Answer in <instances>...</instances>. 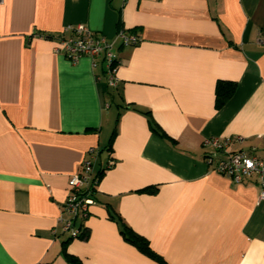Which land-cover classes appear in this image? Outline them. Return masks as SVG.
Here are the masks:
<instances>
[{
    "label": "crops",
    "instance_id": "crops-1",
    "mask_svg": "<svg viewBox=\"0 0 264 264\" xmlns=\"http://www.w3.org/2000/svg\"><path fill=\"white\" fill-rule=\"evenodd\" d=\"M76 24L113 42L116 86L103 55L54 51ZM91 147L101 176L69 239L58 219ZM239 150L264 158V0H0V264H264L255 177L213 170Z\"/></svg>",
    "mask_w": 264,
    "mask_h": 264
},
{
    "label": "built area",
    "instance_id": "built-area-1",
    "mask_svg": "<svg viewBox=\"0 0 264 264\" xmlns=\"http://www.w3.org/2000/svg\"><path fill=\"white\" fill-rule=\"evenodd\" d=\"M72 30L73 33L70 37L59 38L58 43L54 46V51L62 53L72 63L83 56L94 59L103 55L108 85L116 86L118 60L113 49V42L104 35L95 34L85 24H76ZM118 37L122 45H135L140 40L137 34L127 33L123 30L119 31ZM231 140L230 138L220 140L212 137L205 140V145L223 149L230 144ZM234 141L242 142L243 137L236 136ZM95 157V148H89L87 156L81 162L79 171L71 175L68 181L69 190L58 221L61 225V232L67 233L72 238L80 234V225L83 226L84 220L89 216L90 205L94 203L91 191L95 186V181L93 182ZM210 160L212 161V159ZM213 170L238 184L250 177H255L256 183L260 187L258 201L264 200V158L249 155L242 150L233 151L224 158L218 159L213 165Z\"/></svg>",
    "mask_w": 264,
    "mask_h": 264
},
{
    "label": "trees",
    "instance_id": "trees-1",
    "mask_svg": "<svg viewBox=\"0 0 264 264\" xmlns=\"http://www.w3.org/2000/svg\"><path fill=\"white\" fill-rule=\"evenodd\" d=\"M234 88H235L234 83H230V82L229 83H224V82L219 83V85L217 87V101H216L217 107H221L225 103V101L233 93ZM100 176H101V173H94L93 172V182L95 181V186L92 188L91 195H92L94 201H95V195L97 192V184L99 182ZM110 217L114 218V214L110 213ZM80 226H81V232L77 237L83 238L87 234V229L84 227V225L83 226L80 225ZM121 233H122L123 237L128 242H130L132 245H134L139 251H141L142 253H144L145 255H147L148 257H150L152 259H155V260H158V261H161L164 263L163 259L161 257H159V255H157L150 248L149 243H148L146 238H144L143 236L134 232L132 229H130L128 226H126L124 224L121 225ZM71 238L72 237L69 236V239H71ZM65 255H66L65 257H66L67 261L70 264H81L80 260L77 257H75L71 254H67L66 252H65Z\"/></svg>",
    "mask_w": 264,
    "mask_h": 264
}]
</instances>
